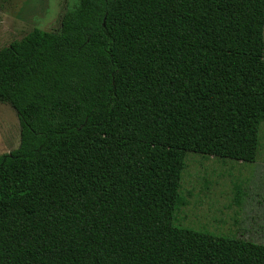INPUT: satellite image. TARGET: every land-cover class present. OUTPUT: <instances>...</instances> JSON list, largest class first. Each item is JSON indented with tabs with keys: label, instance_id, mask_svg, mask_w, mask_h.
I'll return each instance as SVG.
<instances>
[{
	"label": "trees",
	"instance_id": "16d2710c",
	"mask_svg": "<svg viewBox=\"0 0 264 264\" xmlns=\"http://www.w3.org/2000/svg\"><path fill=\"white\" fill-rule=\"evenodd\" d=\"M0 101V264H264L174 223L188 152L258 157L264 0H78L0 48Z\"/></svg>",
	"mask_w": 264,
	"mask_h": 264
},
{
	"label": "rangeland",
	"instance_id": "374dc122",
	"mask_svg": "<svg viewBox=\"0 0 264 264\" xmlns=\"http://www.w3.org/2000/svg\"><path fill=\"white\" fill-rule=\"evenodd\" d=\"M77 2L0 0V48L34 27L58 30L63 13ZM259 136L260 151L253 162L187 153L180 190L186 204L175 212L176 225L264 242V121ZM19 144L17 113L0 101V155Z\"/></svg>",
	"mask_w": 264,
	"mask_h": 264
}]
</instances>
